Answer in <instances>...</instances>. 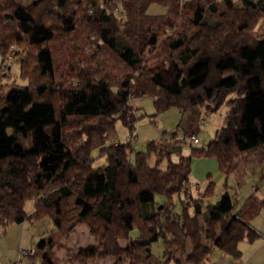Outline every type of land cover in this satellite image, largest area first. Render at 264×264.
<instances>
[{
    "label": "trees",
    "instance_id": "trees-1",
    "mask_svg": "<svg viewBox=\"0 0 264 264\" xmlns=\"http://www.w3.org/2000/svg\"><path fill=\"white\" fill-rule=\"evenodd\" d=\"M154 3L163 11L149 12ZM263 18L264 0H0L1 68L17 62L25 81L0 82V229L48 217L53 228L31 247L36 264H58L52 249L78 222L98 244L76 256L206 264L218 249L238 263L242 241L264 238L252 223L264 194L240 200L225 189L206 205L214 182L191 193V158L214 156L236 188L248 171L264 177V33L254 29ZM143 96L154 115L224 105L225 124L177 159L185 139L174 132L135 150ZM156 194L166 201L155 204Z\"/></svg>",
    "mask_w": 264,
    "mask_h": 264
},
{
    "label": "rangeland",
    "instance_id": "rangeland-1",
    "mask_svg": "<svg viewBox=\"0 0 264 264\" xmlns=\"http://www.w3.org/2000/svg\"><path fill=\"white\" fill-rule=\"evenodd\" d=\"M17 1L22 5H27L33 0ZM148 10L151 13H158L163 11V7L154 3L150 5ZM254 29L258 33H264V18L256 22ZM1 60L2 58L0 54V82L3 83V80L7 79L14 80L18 84H24L25 81L19 77V64L10 60L8 62V67L1 68ZM155 60L156 59H154V61ZM5 72H7L8 77L3 75ZM134 105L138 108V113L146 114V116H143L136 124V138L133 141L134 149L143 150L145 143L148 140L156 139L165 131L168 133L174 132L176 138H184L185 142H183L180 152L175 151L172 154V159H177L179 153L189 155L192 145L198 148H206L208 142L213 137L215 130L225 124L226 107L224 105L212 113H206L200 107L189 108L185 111H180L176 107H170L157 115H154L155 107L152 97L150 96L136 98L134 100ZM116 129L117 137L124 140L127 137V133L124 134V130H127V128L117 121ZM191 134L197 135V142H193L189 138ZM102 157H96L94 165L101 164L104 160ZM164 164L165 162L162 163V166H164ZM208 181L214 182V185L213 193L204 198L206 205L214 203L225 189H228L232 195L236 194L240 200L253 192L259 196L264 194V177L259 176V170L254 172L248 171L245 177V182L241 187L236 188L233 174H229L225 177L220 172L217 160L214 156H192L190 173L191 193L195 197L200 196ZM256 186H258L257 189ZM180 198L181 196L177 194L173 196L175 210L180 209ZM165 201L166 197L163 194H156L154 197L155 204L163 203ZM33 206L34 200L30 198L25 200L23 208L27 213H30ZM260 213L257 215L258 218L264 214V210ZM53 226L52 221L48 217H40L35 220L26 219L19 223H12L6 227L5 231L0 229V264H14L17 261L23 262V264H36L35 260L29 256L34 254V249L31 254L23 253L22 250L30 249V246H33L37 240L48 234ZM133 233L135 232L133 231ZM263 241V237L259 238L254 245L242 241L240 244L243 251L242 259L246 257L245 254L248 251L247 247L253 248V246L260 244ZM119 242V245L123 246L126 241L121 239ZM97 244L98 240L96 239L95 234L91 232L88 223L78 222L60 239V242L53 247L52 252L56 257L58 264H112L114 260L112 255L105 256L97 254L89 257L76 256L80 248ZM152 250L154 254L161 256V240L153 242ZM260 261L261 262L258 264H264V251L262 252ZM206 264H237V262L232 259L231 256L215 249L212 251L210 259Z\"/></svg>",
    "mask_w": 264,
    "mask_h": 264
},
{
    "label": "crops",
    "instance_id": "crops-1",
    "mask_svg": "<svg viewBox=\"0 0 264 264\" xmlns=\"http://www.w3.org/2000/svg\"><path fill=\"white\" fill-rule=\"evenodd\" d=\"M128 134V130H124V134ZM126 139V138H125ZM124 139V140H125ZM120 139L119 137L116 138V141H124ZM261 215V213H260ZM253 225L259 230L261 235H264V214H262L261 217L258 218V216L253 220ZM262 238V237H260ZM264 242V241H263ZM261 242L260 244H257L253 246V248L247 247L246 257L244 259L240 260L237 264H258L261 262V255L264 251V243ZM32 246H30L31 248ZM250 248V249H249ZM20 261H17L16 263H19Z\"/></svg>",
    "mask_w": 264,
    "mask_h": 264
},
{
    "label": "built area",
    "instance_id": "built-area-1",
    "mask_svg": "<svg viewBox=\"0 0 264 264\" xmlns=\"http://www.w3.org/2000/svg\"><path fill=\"white\" fill-rule=\"evenodd\" d=\"M189 138L193 141V142H197L198 141V138H197V135L196 134H191L190 136H189ZM23 251V253H33V248H30V249H28V250H22Z\"/></svg>",
    "mask_w": 264,
    "mask_h": 264
}]
</instances>
